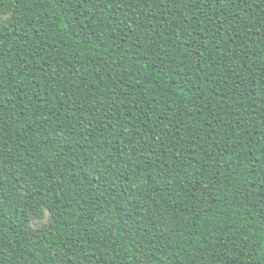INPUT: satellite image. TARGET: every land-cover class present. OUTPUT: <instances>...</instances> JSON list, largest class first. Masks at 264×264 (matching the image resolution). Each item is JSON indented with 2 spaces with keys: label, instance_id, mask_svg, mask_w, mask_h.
I'll list each match as a JSON object with an SVG mask.
<instances>
[{
  "label": "trees",
  "instance_id": "trees-1",
  "mask_svg": "<svg viewBox=\"0 0 264 264\" xmlns=\"http://www.w3.org/2000/svg\"><path fill=\"white\" fill-rule=\"evenodd\" d=\"M0 264H264V0H0Z\"/></svg>",
  "mask_w": 264,
  "mask_h": 264
}]
</instances>
